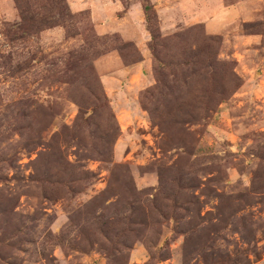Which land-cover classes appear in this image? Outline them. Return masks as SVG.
Masks as SVG:
<instances>
[{"label":"rangeland","instance_id":"obj_1","mask_svg":"<svg viewBox=\"0 0 264 264\" xmlns=\"http://www.w3.org/2000/svg\"><path fill=\"white\" fill-rule=\"evenodd\" d=\"M0 264H264V0H0Z\"/></svg>","mask_w":264,"mask_h":264},{"label":"trees","instance_id":"obj_2","mask_svg":"<svg viewBox=\"0 0 264 264\" xmlns=\"http://www.w3.org/2000/svg\"><path fill=\"white\" fill-rule=\"evenodd\" d=\"M33 22H36L35 19H33ZM24 24L29 25V20L26 17L25 18L23 17V25ZM33 25H35V23ZM89 176H94V173L91 171H88L85 173V177H82V179H87V178H89Z\"/></svg>","mask_w":264,"mask_h":264}]
</instances>
